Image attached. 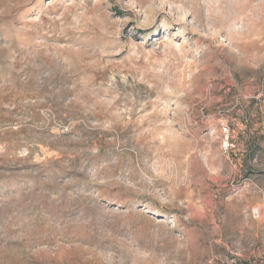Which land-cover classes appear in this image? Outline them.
Wrapping results in <instances>:
<instances>
[{
    "label": "rangeland",
    "instance_id": "obj_1",
    "mask_svg": "<svg viewBox=\"0 0 264 264\" xmlns=\"http://www.w3.org/2000/svg\"><path fill=\"white\" fill-rule=\"evenodd\" d=\"M263 118L264 0H0V264H264Z\"/></svg>",
    "mask_w": 264,
    "mask_h": 264
},
{
    "label": "crops",
    "instance_id": "obj_2",
    "mask_svg": "<svg viewBox=\"0 0 264 264\" xmlns=\"http://www.w3.org/2000/svg\"><path fill=\"white\" fill-rule=\"evenodd\" d=\"M264 119V118H263ZM262 121V118H261ZM262 135H258V133H254L252 130L250 131H242L243 138L246 142H242L240 140V147L245 154H250L253 149L263 150L261 152L264 153V131L260 132ZM261 147V149L259 148Z\"/></svg>",
    "mask_w": 264,
    "mask_h": 264
},
{
    "label": "built area",
    "instance_id": "obj_3",
    "mask_svg": "<svg viewBox=\"0 0 264 264\" xmlns=\"http://www.w3.org/2000/svg\"><path fill=\"white\" fill-rule=\"evenodd\" d=\"M233 144L231 142L230 130L226 125L222 126V141H221V149L224 154L229 153V151L233 148ZM252 215H258V212H252ZM264 260V259H263Z\"/></svg>",
    "mask_w": 264,
    "mask_h": 264
},
{
    "label": "trees",
    "instance_id": "obj_4",
    "mask_svg": "<svg viewBox=\"0 0 264 264\" xmlns=\"http://www.w3.org/2000/svg\"><path fill=\"white\" fill-rule=\"evenodd\" d=\"M231 142H232V144H233V138H232V137H231ZM233 146H234V144H233ZM233 148H234V147H233ZM233 148H232V149H233ZM232 149H231V150H232Z\"/></svg>",
    "mask_w": 264,
    "mask_h": 264
}]
</instances>
